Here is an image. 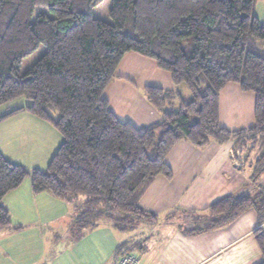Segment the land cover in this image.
<instances>
[{
	"label": "trees",
	"instance_id": "1",
	"mask_svg": "<svg viewBox=\"0 0 264 264\" xmlns=\"http://www.w3.org/2000/svg\"><path fill=\"white\" fill-rule=\"evenodd\" d=\"M102 1L0 0V106L20 97L31 101L0 116V123L26 111L62 136L45 170H28L0 153V230L20 228L12 226L2 201L26 178L34 194L69 203L84 198L72 232L96 227L102 216L121 231L154 222L156 215L139 201L157 176L171 177L166 158L182 138L196 147L234 141L235 152L249 143L256 151L248 181L195 214L183 232L223 227L250 208L263 224L264 22L254 14L256 0H111V23L91 16ZM37 8L46 11L35 15ZM40 45L44 54L21 75L22 60ZM127 53L154 60L190 100L145 127L120 121L103 92ZM228 83L254 94V122L246 129L220 125L219 95ZM145 95L162 111L179 98L177 91L152 86ZM254 238L264 264L261 228ZM121 252L122 245L116 255Z\"/></svg>",
	"mask_w": 264,
	"mask_h": 264
},
{
	"label": "crops",
	"instance_id": "2",
	"mask_svg": "<svg viewBox=\"0 0 264 264\" xmlns=\"http://www.w3.org/2000/svg\"><path fill=\"white\" fill-rule=\"evenodd\" d=\"M263 6L264 0H256L254 14L262 22ZM153 64L149 58L127 53L116 68L117 77L103 92L112 113L137 128L160 121L163 112L172 110L170 104L163 111L155 109L147 100L145 87L167 91L179 88L168 75L150 77L159 70ZM225 97L240 98L242 104L235 113V108L229 106L234 101L231 98L226 105ZM254 102L253 93L228 83L219 95L220 125L230 131L252 126ZM26 106L3 111L0 116ZM223 119H228L227 125ZM61 143L62 136L51 124L26 111L0 123V153L28 170H45ZM249 161L239 158L234 141L213 140L196 147L180 139L166 158L171 177L157 176L139 201L144 210L156 215V220L137 221L132 230L121 231L105 217L96 227L78 233L71 246L58 250L60 263L115 264L124 252H132L141 264H260L262 255L254 231L261 228L264 232V223H259L252 208L223 227L191 235L183 232V227L190 228L195 214L248 181ZM84 201L79 197L69 203L47 192L34 194L30 179H25L2 201L12 226L20 228L0 230V264H42L47 243L73 233L72 220ZM121 245L123 252L116 255Z\"/></svg>",
	"mask_w": 264,
	"mask_h": 264
},
{
	"label": "rangeland",
	"instance_id": "3",
	"mask_svg": "<svg viewBox=\"0 0 264 264\" xmlns=\"http://www.w3.org/2000/svg\"><path fill=\"white\" fill-rule=\"evenodd\" d=\"M256 2V1H255ZM111 7V0H103L102 3H100L99 5H97L96 7L91 9V16L93 18H97L100 19L104 22H108L111 23V19L109 17V10ZM255 7V5H254ZM264 7V6H263ZM38 10H43L46 11V9H40L37 8L36 11L34 12V14L36 15V12ZM128 30L131 29V25L128 24ZM45 52V47L43 45H40L35 51H33L30 55H28L27 57H25L22 62H21V66L19 69L20 74H24ZM148 59V58H147ZM156 66V62L152 59H150ZM153 64V65H154ZM118 74V72H117ZM157 75V76H156ZM162 75L165 76H169L171 77L170 73L165 71V70H158L157 74H152L150 75V77H162ZM234 85H237L235 83H233ZM179 88H177V92L179 95V98L174 99L171 101L170 105L172 106V110H176L179 106V102L178 101H182V102H188L190 100V93L187 91V89L183 86H178ZM251 93V92H249ZM225 95H223L224 97ZM105 97V94H104ZM230 99H227L226 97L224 98V104L228 105V101L232 100L234 101V103H229V106H232L233 108H235V111H233L234 113L236 112V109H238L241 106V100L239 97L235 98V97H229ZM31 101L29 99H26L24 97H20L17 99H14L10 102H8L7 104H4L2 106H0V114L3 111H7V110H12L16 107H21V106H26V105H30ZM223 122L225 125L228 124V119L227 121L225 119H223ZM254 153L256 154V151L253 150V147H251V145L248 143L247 145L245 144L240 145L237 148V154L239 156L240 159H251L254 156ZM248 154H250V156L248 157ZM22 166V165H21ZM24 167V166H23ZM247 174V173H246ZM249 176V175H248ZM248 178V177H247ZM28 179V178H26ZM261 180H258L257 182H254L253 185H257L258 182H260ZM105 217H103L102 219L99 218L96 222L100 223L104 220ZM78 230V229H76ZM74 230L73 233H71L70 236H66L64 234L58 236V238L56 239L55 242H48L47 245L44 247L43 249V259L42 264H61L60 263V259H58V250L62 247V249L64 250L67 246H71L74 242H76L77 239V231ZM77 233V234H75Z\"/></svg>",
	"mask_w": 264,
	"mask_h": 264
},
{
	"label": "built area",
	"instance_id": "4",
	"mask_svg": "<svg viewBox=\"0 0 264 264\" xmlns=\"http://www.w3.org/2000/svg\"><path fill=\"white\" fill-rule=\"evenodd\" d=\"M115 264H141L140 259L132 252H124Z\"/></svg>",
	"mask_w": 264,
	"mask_h": 264
}]
</instances>
